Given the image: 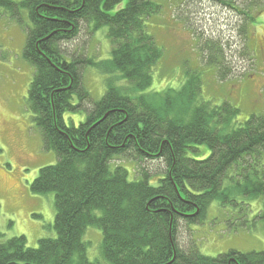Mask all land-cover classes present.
<instances>
[{
	"label": "trees",
	"instance_id": "1",
	"mask_svg": "<svg viewBox=\"0 0 264 264\" xmlns=\"http://www.w3.org/2000/svg\"><path fill=\"white\" fill-rule=\"evenodd\" d=\"M0 7L27 13L22 53L33 67L27 101L43 146L57 158L30 185L33 193H54L55 236L28 247L24 235L2 240L0 234V264H103L86 255L82 238L89 224L101 230L108 264H264V248L207 256L190 241L180 245V225L201 223L213 200L238 206L244 217L250 209L244 200H261L257 217L264 219V112L240 122L228 100H200L198 71L178 88L146 91L162 56L145 24L160 10L155 0H0ZM250 7L238 12L253 21ZM83 23L89 33L107 26L109 58L65 53L62 44L78 38ZM199 47L205 65L226 79L231 70L221 42L209 38ZM86 65L107 75L97 100L81 81ZM75 109L85 118L67 125L63 115ZM120 157L160 160L164 171L156 183L143 168L129 179L124 165L111 164Z\"/></svg>",
	"mask_w": 264,
	"mask_h": 264
},
{
	"label": "rangeland",
	"instance_id": "2",
	"mask_svg": "<svg viewBox=\"0 0 264 264\" xmlns=\"http://www.w3.org/2000/svg\"><path fill=\"white\" fill-rule=\"evenodd\" d=\"M155 1L160 10L145 19V24L162 49V56L152 68V83L146 91L178 88L185 82L187 73L198 71L202 79L200 100L217 105L228 100L239 109L240 122L251 113L264 112V3L260 8V0H231L232 8L219 0ZM248 4L253 21L238 12L244 11ZM19 11L12 15L0 7V234L2 240L24 235L28 247H37L40 238L55 236L54 193L36 194L30 185L39 169L53 165L57 158L53 150L43 146L40 129L28 105L27 89L33 67L22 52L30 21L25 11ZM244 24L248 26L246 34L240 30ZM80 29L78 38L62 44L68 56L83 52L95 61L110 57L107 26L89 33L83 23ZM209 38L219 40L227 55L231 73L226 79L220 80L214 68L205 65L199 46ZM84 67L81 81L97 100L105 91L107 75L92 65ZM113 75L116 84H123L117 73ZM85 113L81 109L66 111L65 123L77 126ZM199 147L209 152L205 145ZM117 163L125 166L129 179L138 178L137 171L145 169L152 174L149 183H156L157 174L165 167L160 160L137 163L126 157L114 159L111 164ZM244 201L250 205L245 217L238 206L229 203L221 206L218 200H213L201 223L180 225V245L194 243L207 256L228 250L263 249L264 219L257 217L261 200ZM101 237L100 228L89 224L82 239L89 260L108 264L100 248Z\"/></svg>",
	"mask_w": 264,
	"mask_h": 264
},
{
	"label": "water",
	"instance_id": "3",
	"mask_svg": "<svg viewBox=\"0 0 264 264\" xmlns=\"http://www.w3.org/2000/svg\"><path fill=\"white\" fill-rule=\"evenodd\" d=\"M6 264V263H5ZM7 264H31V263H15V262H9Z\"/></svg>",
	"mask_w": 264,
	"mask_h": 264
}]
</instances>
